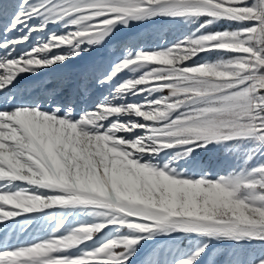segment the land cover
<instances>
[{
    "label": "snow or ice",
    "instance_id": "snow-or-ice-1",
    "mask_svg": "<svg viewBox=\"0 0 264 264\" xmlns=\"http://www.w3.org/2000/svg\"><path fill=\"white\" fill-rule=\"evenodd\" d=\"M0 264H264V0H0Z\"/></svg>",
    "mask_w": 264,
    "mask_h": 264
},
{
    "label": "rangeland",
    "instance_id": "rangeland-1",
    "mask_svg": "<svg viewBox=\"0 0 264 264\" xmlns=\"http://www.w3.org/2000/svg\"><path fill=\"white\" fill-rule=\"evenodd\" d=\"M210 59H215V57H210Z\"/></svg>",
    "mask_w": 264,
    "mask_h": 264
}]
</instances>
